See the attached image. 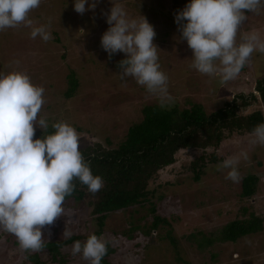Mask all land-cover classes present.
<instances>
[{
	"label": "rangeland",
	"instance_id": "374dc122",
	"mask_svg": "<svg viewBox=\"0 0 264 264\" xmlns=\"http://www.w3.org/2000/svg\"><path fill=\"white\" fill-rule=\"evenodd\" d=\"M88 3H94V7L89 8ZM113 3L120 4L130 18L142 19L143 15L154 28L158 63L167 74V90L172 97V102L164 107L183 109L199 102L211 113L239 94L247 98L254 94L259 99L256 83L264 76V52L254 50L240 72L225 82L192 67V49L174 19L187 0ZM111 7L112 0H87L85 11L78 13L74 0H40L26 17L31 23L0 29V74L23 71L34 84L42 86L44 102L37 119L43 118L49 125L61 121L71 124L80 137L79 149L96 142L104 148L117 147L128 128L142 119L145 106L160 105L158 96L134 77L121 78L122 68L116 62L127 54L117 51L109 56L101 46ZM242 11L246 19L238 27L236 43L242 42V36L249 32H256L264 41V2L254 11ZM41 25L51 34L47 41L39 35L30 36L32 28ZM72 70L80 85L75 96L66 98ZM239 109L248 114L264 110V104L255 100L241 104ZM33 126L35 131L41 129L35 122ZM250 134L228 133L218 147L210 146L205 151L194 147L180 149L176 161L163 168L150 184L152 188L160 185L152 203L109 213L98 237L115 248L110 256L112 264H264V227L235 242H215L204 249L188 239L191 233H217L226 223L249 217L251 212L264 219V145L249 144ZM241 151L247 152L248 158L240 159L239 178L226 179L227 169L219 168L220 162ZM210 153L215 155V161ZM204 155L208 159L204 173L195 180L194 160ZM248 174L258 177L257 190L251 198L241 195L242 180ZM152 206L155 212L150 209ZM62 209L52 224L42 226L43 239L79 236L83 245L97 228L90 207L86 201L72 200ZM155 214L165 221L150 228ZM64 231L72 234L65 237ZM72 245L64 249L69 255L65 264H89L81 253H72ZM26 254L16 236L0 228V264H33ZM48 254L41 252L42 259Z\"/></svg>",
	"mask_w": 264,
	"mask_h": 264
},
{
	"label": "clouds",
	"instance_id": "9594fccd",
	"mask_svg": "<svg viewBox=\"0 0 264 264\" xmlns=\"http://www.w3.org/2000/svg\"><path fill=\"white\" fill-rule=\"evenodd\" d=\"M87 0H74V9L83 13ZM264 0H187L174 19L182 38L192 49V67L202 74L219 76L221 82L233 79L254 50L264 52V41L256 32L242 36L236 43L239 25L246 19L242 10L254 11ZM40 0H0V29L31 23L26 17ZM94 7V3H88ZM109 27L101 36V46L109 56L121 51L126 57L119 64L121 78L132 76L136 82L158 96L160 106L172 102L167 90V74L160 68L153 43L155 31L147 19L130 18L124 8L113 3L106 16ZM44 41L51 38L46 26L33 27L30 36ZM218 61V63H217ZM44 88L29 75L14 70L0 74V228L14 234L23 249L43 246L41 228L50 225L62 212V204L74 185L73 178L95 193L103 186L79 150V134L67 122H54L53 132L43 138L34 136L35 122L41 129L47 122L37 114L43 104ZM251 145H264V122L249 136ZM247 152L224 158L219 168L227 169L226 179L239 178L240 159ZM72 233L64 231L65 237ZM107 241L89 234L83 245L76 240L72 253H81L89 264H100Z\"/></svg>",
	"mask_w": 264,
	"mask_h": 264
},
{
	"label": "trees",
	"instance_id": "16d2710c",
	"mask_svg": "<svg viewBox=\"0 0 264 264\" xmlns=\"http://www.w3.org/2000/svg\"><path fill=\"white\" fill-rule=\"evenodd\" d=\"M124 59V58H122ZM119 59L116 66L120 67ZM69 88L65 92L66 98L75 96L80 82L75 71H71L68 78ZM256 90L259 99L251 94L247 98L239 94L232 101L216 111L207 113L202 103H193L188 108L179 109L161 107L159 104L147 105L142 119L130 126L125 139L115 148H104L99 142L92 146L79 149L84 161L89 165L94 175L101 176L103 186L95 193L88 190L78 178H73L72 192L65 196L62 206L70 201L87 202L90 214L96 221L97 228L92 232L99 236L103 232L108 214L121 209L152 203L158 187L152 188L151 183L156 180L160 171L176 161V153L180 149L218 147L228 133L248 132L259 123L264 122V110L256 109L248 114L240 113V105H248L255 100L264 104V76L257 80ZM240 99L239 103L237 100ZM48 124L46 129L34 132L33 139L53 132ZM215 161L213 153L209 154ZM207 156H200L194 160V179L199 180L207 164ZM258 177L254 174L246 175L242 180L241 195L251 198L257 190ZM153 205V204H151ZM155 212V207L150 208ZM155 221L150 228H156L158 221H165L155 214ZM264 219L251 212L249 217L236 218L226 223L217 233L197 232L188 235L194 240L199 249H204L215 242H235L243 236L259 232L263 229ZM150 232V231H149ZM79 236H70L61 240H43L39 250L26 249V255L33 264L51 263L65 264L68 253L64 249L79 240ZM174 240V239H173ZM176 245V242L173 241ZM107 251L100 264H112L111 254L115 248L106 244ZM48 251V258L42 259L41 252Z\"/></svg>",
	"mask_w": 264,
	"mask_h": 264
}]
</instances>
